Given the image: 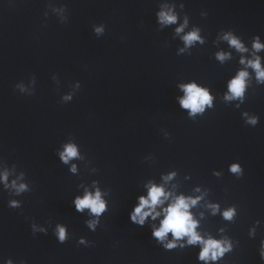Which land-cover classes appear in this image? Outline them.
<instances>
[{"label": "water", "instance_id": "1", "mask_svg": "<svg viewBox=\"0 0 264 264\" xmlns=\"http://www.w3.org/2000/svg\"><path fill=\"white\" fill-rule=\"evenodd\" d=\"M183 2L208 43L178 56L181 42L155 22L159 0H0V159L25 171L33 188L15 197L23 201L21 209L9 208L10 197L0 191V257L27 264H198V248L165 251L147 226L128 219L143 181L175 169L182 190L199 184L222 207L238 206L235 222L219 216L203 222L213 234L227 225L240 241L222 264H264L257 251L264 238V85L250 88L239 109L225 104L226 80L239 65L216 62L212 44L222 29L246 41L257 34L264 39V0ZM61 4L68 7L67 23L51 9L44 17L47 5ZM98 23L106 26L100 38L92 31ZM32 75L35 93H19L15 84ZM192 79L217 96L215 107L195 120L175 101L183 95L176 84ZM77 80L81 89L73 101L61 103ZM242 111L257 114L258 125H245ZM69 138L91 161L88 166L77 161L79 176L56 156ZM149 155L154 161L145 160ZM237 161L244 168L240 178L228 171ZM90 167L98 171L90 174ZM213 170L223 174L216 177ZM185 174L191 180L183 181ZM93 179L111 189L110 209L95 232L71 206L77 185ZM257 219L261 225L251 239L248 228ZM32 221L64 223L70 238L58 243L51 228L47 235H33ZM81 236L93 246H78Z\"/></svg>", "mask_w": 264, "mask_h": 264}, {"label": "clouds", "instance_id": "2", "mask_svg": "<svg viewBox=\"0 0 264 264\" xmlns=\"http://www.w3.org/2000/svg\"><path fill=\"white\" fill-rule=\"evenodd\" d=\"M49 9L58 17L60 23H67L69 12L66 4L59 6L47 5L43 15L49 16ZM183 0H159L155 11V22L159 30L170 28L172 39L179 40L181 46L176 48V55H191L192 49L204 46L208 43L207 37L203 35V29L191 23L190 16L184 11ZM202 17H207V11H201ZM92 31L97 38L106 32L103 23L93 24ZM216 51L213 58L220 65L236 60L239 65L225 83V91L221 100L225 104L233 105L239 109L247 99L248 90L255 86L264 85V39L257 34L246 41L234 30H220L212 41ZM226 44L227 48L221 47ZM238 58V59H237ZM52 80L60 83L56 74ZM36 76L25 82L23 80L15 84L19 93L31 96L35 93ZM176 88L183 95H176L175 101L180 109L187 111V117L195 120L202 116L207 110L215 107L217 99L210 87L192 79L181 81ZM81 89L80 81H75L70 90L63 93L60 102L68 104L73 101L77 92ZM241 118L245 125L255 127L260 121L257 114L248 111L241 112ZM165 138L169 133L163 130ZM56 156L60 163L67 166L68 172L74 176L80 175V165L77 161L84 162L86 166L91 164L81 146L75 139L69 138L56 150ZM145 160L154 161L151 155ZM96 167H90L89 173H96ZM228 171L237 178L243 177L244 168L237 161L228 165ZM223 173L213 170V175L220 177ZM179 172L175 169L161 172L159 179L148 178L141 185L140 194L135 197V203L128 211V219L131 224L144 228L147 226L151 232V238L165 251L176 249L198 248L196 261L198 264H222L227 254L233 253L239 246L240 241L228 234L227 225L216 230V234L207 230L203 222L209 217L219 216L223 221L235 222L239 212L236 204L228 206L209 198L210 190L202 185L196 184L189 191L182 190V181ZM191 180V176L185 174L183 181ZM0 191L7 192L10 197L7 206L11 209H21L23 201L16 199L25 193L33 191L30 181L23 170H18L16 164H11L0 159ZM111 189L101 187L99 180L93 179L90 183L81 181L77 185V194L71 200V206L75 212L86 216L84 223L87 228L95 232L101 224V219L110 209ZM261 220L257 219L248 228V237L255 239ZM31 231L48 234L49 228L58 243L63 244L69 240L68 226L64 223H56L53 227L49 222L47 225L31 222ZM77 245L85 247L93 246V242L81 236L76 241ZM258 255L260 261L264 262V238L259 240ZM0 264H27L25 260H14L11 257H0Z\"/></svg>", "mask_w": 264, "mask_h": 264}]
</instances>
